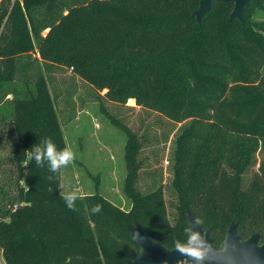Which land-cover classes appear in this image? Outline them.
I'll return each mask as SVG.
<instances>
[{"label":"trees","instance_id":"16d2710c","mask_svg":"<svg viewBox=\"0 0 264 264\" xmlns=\"http://www.w3.org/2000/svg\"><path fill=\"white\" fill-rule=\"evenodd\" d=\"M201 1L0 0V102L8 83H35L31 97L13 100L16 140L0 157L5 264H131L126 256L139 247L129 223L173 249L188 213L203 221L219 249L233 221L243 239H264V160L253 170L264 151V22L254 15L264 0L246 9L244 23L230 22L233 5L224 3H213L199 23L193 13ZM64 70L91 89V101L127 135L129 212L99 192L80 196L77 210H69L59 194L61 172L56 177L25 154L44 138L66 147L50 90ZM133 100L159 127L168 125L152 135V146L170 143L174 211L162 169L140 186L149 140L123 117ZM95 204L102 205L98 214L90 211Z\"/></svg>","mask_w":264,"mask_h":264},{"label":"rangeland","instance_id":"374dc122","mask_svg":"<svg viewBox=\"0 0 264 264\" xmlns=\"http://www.w3.org/2000/svg\"><path fill=\"white\" fill-rule=\"evenodd\" d=\"M254 15L258 21L264 22V10L256 8ZM38 70L34 66L29 72L32 79L38 74ZM262 73L264 75V68ZM53 77L50 90L52 96L56 98L61 132L66 147H70L76 153L74 162L61 170V184L65 186L64 190L77 191L81 197L99 192L115 206L129 212L132 203L125 192L127 135L101 110L97 102L91 101V89L80 78L67 70L57 72ZM3 89L4 94L8 93V96L0 102V121L2 117L8 121L0 122V157L5 158L10 155L16 140L11 123L13 100L17 97H31L35 93V83L25 84L17 79L5 85ZM133 101L132 103L129 101L128 106L134 105L132 106L134 109L125 112L123 117L135 132L147 136L149 140L141 155L144 159V169L141 172L140 186L146 189L150 184L154 176L151 174L152 169H162L163 183L167 187L166 200L169 208L174 211L176 200L171 187L173 174L169 166L170 143L166 147L163 143L152 146V135L162 133L168 125L160 122L159 127L157 118L152 113H145L139 107H135V100ZM71 116L73 118L70 119ZM173 136L174 134L171 139ZM263 160L264 151L258 155L254 171L259 170ZM6 168L9 169V164ZM2 171L4 179L8 180L9 171L6 173ZM0 264H5L1 250Z\"/></svg>","mask_w":264,"mask_h":264},{"label":"water","instance_id":"95a60500","mask_svg":"<svg viewBox=\"0 0 264 264\" xmlns=\"http://www.w3.org/2000/svg\"><path fill=\"white\" fill-rule=\"evenodd\" d=\"M256 1L202 0L193 16L200 23L204 16L212 10L213 3H224L233 5L229 21L244 23L246 9ZM186 217L187 225L196 219L191 213H188ZM127 228L133 242L139 247L138 252H133L126 256V259L131 264H178V261L185 259L173 249H168L166 246L154 241L150 233L140 223H129ZM201 228L214 249V254L204 264H264V242H262L261 236L255 233L248 239H243L238 232V221H233L229 226L221 249L214 244L210 231L205 230L202 225ZM137 233L139 237H137Z\"/></svg>","mask_w":264,"mask_h":264},{"label":"clouds","instance_id":"9594fccd","mask_svg":"<svg viewBox=\"0 0 264 264\" xmlns=\"http://www.w3.org/2000/svg\"><path fill=\"white\" fill-rule=\"evenodd\" d=\"M25 154L39 168H44L47 164L49 173L57 174L56 177L62 169L67 168L76 159V153L70 147L58 149L51 138H44L41 144H34ZM52 179L53 176L50 175L49 180ZM64 188V185H59L61 198L69 210L76 211V201L80 199V193L65 191ZM51 190L50 188L49 191ZM101 210L102 205L100 204H95L90 209L92 214H98ZM202 224V220L194 219L184 229L183 239L176 238L173 240V250L185 257L183 261H178V264H204L214 254L212 245L202 231ZM136 235L139 237L138 233Z\"/></svg>","mask_w":264,"mask_h":264}]
</instances>
